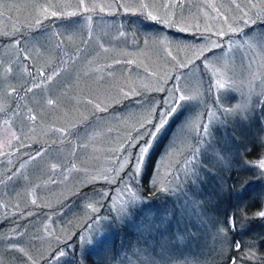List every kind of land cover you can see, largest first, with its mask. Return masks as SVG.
Wrapping results in <instances>:
<instances>
[{"label": "rangeland", "instance_id": "rangeland-1", "mask_svg": "<svg viewBox=\"0 0 264 264\" xmlns=\"http://www.w3.org/2000/svg\"><path fill=\"white\" fill-rule=\"evenodd\" d=\"M209 2L222 6L221 13L243 31L228 33L223 41L212 35L227 28L207 7ZM236 2L246 5L248 0ZM89 3L112 6L104 12L45 19L40 6L76 11L78 0H2L0 102L6 114L0 112V141L3 121L9 118L20 140L13 141L10 155L0 154V264H76L77 260L79 264H147L149 256L156 264H167V255L180 257L178 264H218L226 258L221 250L230 246L226 236L233 230L227 222L234 221L236 209L231 193L228 204L221 202L238 176L228 164L231 157L242 155L237 144L252 148L264 137V52L243 46L244 39L264 36V12L258 15L252 10L254 23L243 25L230 7L232 0ZM141 3L148 7L141 8ZM120 4L132 11L126 12ZM15 40L19 46L12 43ZM212 41L223 46L212 47ZM200 50L203 56L197 59ZM168 51L187 67L180 68ZM25 54L29 60L23 59ZM205 57L226 75L225 88L208 91L210 80H215L204 69ZM8 67L11 73L3 71ZM48 76L50 81L45 79ZM41 81L40 87L26 91ZM178 85L199 95L189 102L194 109L189 118L199 112L211 135L201 138L193 131L186 142L177 141L169 151L180 116L170 121L149 154L156 155V163L145 186L150 188L148 181L166 185L169 191L156 192L167 194L173 214L141 196L147 160L139 182L131 183L137 150L129 145L137 144L140 122L150 110L158 114ZM12 89L16 91L9 96ZM48 99L55 104L48 105ZM244 102L248 107L242 111ZM210 111L216 115L208 119ZM29 114L36 120H29ZM193 149H198V181L185 174L184 161ZM207 180L211 195L205 199L211 208L206 210L188 185L203 189ZM130 183L143 203L129 207L131 215L117 216L114 209L127 201L123 189ZM93 184L94 191L86 190ZM89 203H95L96 212L90 211ZM126 224L131 235L125 233ZM178 234L183 239L177 240ZM82 235L92 242L81 241ZM62 249L66 255L52 260ZM250 260L247 264H257L256 257Z\"/></svg>", "mask_w": 264, "mask_h": 264}, {"label": "snow or ice", "instance_id": "snow-or-ice-1", "mask_svg": "<svg viewBox=\"0 0 264 264\" xmlns=\"http://www.w3.org/2000/svg\"><path fill=\"white\" fill-rule=\"evenodd\" d=\"M112 5H104V4H97V3H89V0H78L77 4V10L76 11H64V10H53L51 6H40L38 11L45 19L48 17H60V16H76L78 14L82 15L83 13L93 12L99 9L100 12H104L106 8H111ZM0 7H3L2 0H0ZM120 8H123L126 12L132 11V9L126 7L124 4L119 5ZM141 8H147L148 5L141 3ZM207 7L212 9L213 12L216 13V19L222 20L223 25L226 26L227 32L225 31L224 27H221L218 31H213L212 35L219 36L220 40L223 41V37L228 34H236L238 32H242L243 29L236 25L233 22L229 21V17L225 14H222L220 11V7H218L215 3L209 2L207 4ZM231 8H234L239 13V19L242 22L243 25H248L250 22L254 23L252 20V17L250 15V12L252 10H256L257 14L259 15L261 12H264V0H258V2H253V0H248V3L246 5H242L240 3H237L236 0H232V4L230 5ZM247 9V10H246ZM149 17L152 20H157V17L155 15H152L151 13L148 14ZM87 19H91V17H87ZM39 23V20L37 21ZM76 23H79V21H76ZM164 23H168L167 21H164ZM180 31H184V29H179ZM211 31V30H209ZM7 34V33H6ZM250 34H245V36H249ZM14 45L19 46L20 41L15 40L12 42ZM212 47L220 48L222 47L221 42L212 41ZM230 43H235L234 41H231ZM243 46H246L248 48H255L258 49L261 52H264V36L252 38V39H244L243 40ZM209 51H211V48H209ZM168 55L172 57L173 60L176 61V64L180 68L187 67V64L182 63L181 61L177 60L175 56H172L171 51H168ZM200 56H203V50H200L199 55L197 56V59L200 58ZM24 60H29V55L25 54L23 57ZM130 62V61H129ZM204 69L208 71L212 78L215 80V83H212L210 80L208 91H212L213 89L219 90L223 89L226 86L227 83V77L226 75L222 74L218 69H216L210 60V58L205 57L202 61ZM251 63V62H250ZM5 73H11L13 69L11 67H8L7 69L3 70ZM39 75L41 77H44L45 74L43 72H40ZM180 75H177L175 77L176 82H179ZM46 80H51L52 77L48 76L45 78ZM41 82L35 83L34 85L28 87L26 89L27 92L33 91V87H40ZM16 90L12 89L8 92V95H12ZM124 95H129V93H124ZM199 95H192L190 94L183 86H176L171 93L170 100H165L164 107H162L161 111L158 114L153 115L151 113V110L149 111V116L145 118L144 121L140 122V135L136 138L137 144H130V147H136L137 155L135 157L134 161V167L130 174V181L131 183H138L139 177L142 172V168L145 164V161L148 160L149 163H151L149 159V154L153 150L154 146L156 145L158 138L161 136V134L165 131V129L169 126L170 121H172L175 118H178L180 116H183V119L180 120V123L178 124V131L175 133V136L173 140L171 141L169 145V151L174 149L176 147L177 141L180 142H186L187 136L190 135L193 131L195 132V135L197 137H207L211 135L209 123L205 122L201 119V116L199 112L195 113V116L193 118H189V114L194 111L193 108L189 106V102L193 100H198ZM48 105H54L55 101L53 99L47 100ZM100 111H103L104 109H101L99 105L96 106ZM248 107L247 102H244L242 105L241 110H246ZM223 111L229 112V109H224ZM0 112L5 111V107L2 102H0ZM15 115V113H14ZM216 113L209 112L207 114L208 119H211L214 117ZM28 119L31 121L36 120L35 115L29 114ZM11 118L5 119L3 121V138L2 141H0V154L2 155H10L11 150L13 149V141H19L20 137L17 135V131L13 130V127L10 123ZM147 125H151V127H147ZM57 132H61L63 134L62 129H56ZM139 131V129H138ZM140 140H143V143H139ZM23 146V145H21ZM259 148L264 150V137L260 138L259 141ZM253 151V148L249 147H243L241 149V154L246 158L251 152ZM198 149H193L189 156L185 158L184 164L186 166V175H192L195 180H199V174L197 171V165L195 161L198 159ZM167 155V153H165ZM37 156H39V153H37ZM219 159H223V157H218ZM32 159H36V157H32ZM245 167H256L258 168L259 175L264 176V151H262L261 155L256 160H247L245 159L244 162ZM57 166L55 164L52 165L53 170ZM121 168L124 167V164L120 165ZM155 170V169H153ZM169 175H172L171 172L168 173ZM12 177H9L11 179ZM130 184H125L123 191L127 193V201H122L120 203L119 207H116L114 210L117 213V216H122L125 214L131 215V213L128 212L129 207H135L137 202L143 203L142 198L137 194V192L133 189V187ZM150 184V191L151 192H167L169 191V188L166 185H163L159 183L158 181H148ZM104 198H108L107 193H103ZM35 203V201H33ZM113 203H116V201H113ZM91 212H96L97 207L95 203H89L87 206ZM255 215L259 218H264V208L258 210ZM167 219V214H165V217L162 218L161 222L163 223ZM96 221H94L95 223ZM228 228L234 230L236 225L234 221H229ZM221 232L226 231V229H220ZM81 241L84 243H91V239H89L87 236L82 235L79 237ZM177 240L183 239V234H178L176 236ZM231 247L234 249L235 252L241 251V243L238 241L233 240ZM16 250L23 252L22 248H17ZM25 255H27L25 253ZM66 252L65 250H60L59 252L55 253L51 259L52 260H59L61 257L65 256ZM254 254L251 252H247L244 254L243 259H254ZM29 260H32L31 256H28ZM180 257H173L172 255L166 256L167 264H173V261H175V264H178ZM242 258L239 256H229L227 258L226 264H240V260ZM32 264H35V261L32 262ZM147 264H156L155 260L149 256ZM187 264V262H185Z\"/></svg>", "mask_w": 264, "mask_h": 264}, {"label": "trees", "instance_id": "trees-1", "mask_svg": "<svg viewBox=\"0 0 264 264\" xmlns=\"http://www.w3.org/2000/svg\"><path fill=\"white\" fill-rule=\"evenodd\" d=\"M241 146L243 148L246 145L237 144L235 148L242 149ZM252 148L253 151L246 158L243 155L239 154L238 155L239 159L231 157L232 161L228 164L230 166H233L232 171H236L238 176L236 177L233 189L226 195L227 199L225 200L222 199L223 201L221 202L224 205L225 203L228 204L229 202L228 197H230L229 194L231 193L236 207L234 212V222L236 227L232 233H227L228 236L226 237H228L230 246H227L221 250L222 252L226 253V258L223 261L219 262L218 264H226L227 258L229 256L241 257L242 259L240 260V264L251 263L253 262L252 260L243 259L244 254L249 251L255 252L254 255L257 260L255 263L263 264L264 262V218H259L255 215V213L261 209L264 203V176L260 178L258 177L259 173L257 171H253L252 167L244 166L245 159L249 161L256 160L262 153L258 144H254ZM149 159L151 163H149L148 160L146 162L145 174L143 178L144 184L141 186L142 187L141 196L145 199H148L152 205L153 204L160 205L165 208V211L167 212L169 211L170 213L174 214L175 210L172 207L171 201L170 200L167 201L168 199V196H166L167 194L165 195L166 196L165 197L161 193L151 192L149 190L150 188L145 186V182L147 181L149 176L152 175L154 171L153 169L155 168L156 155L151 154L149 156ZM209 179L210 178H208V180ZM204 184L206 188L203 189H201V186H198V188L195 189L193 188V184H189L188 185L189 187L188 186L187 187L193 190V193L196 195L200 205H202V207H204L207 210V208L210 207L211 205H209V203L207 204L208 200L205 198L210 197L209 195H211V190L207 188L208 186H210L209 182ZM94 185L95 184L90 185L88 188H86V190L89 189V191H91L93 189L92 191H94L95 190ZM250 186L253 187L249 189ZM205 195L209 197H206ZM160 201L161 202L164 201V203H159ZM224 213H221L220 220H223ZM109 216L112 217V215ZM171 220L172 219H169L167 223L169 222L171 223L172 222ZM222 225H224V223ZM128 226L129 224L125 225L126 227L125 233L127 235L128 234L131 235L132 233L128 231ZM120 227H118L117 230L121 233L122 229ZM252 229H255V231L253 232ZM233 240L241 243L240 252H235L234 249L231 247ZM205 247H208L207 243ZM76 258L77 256H75V260ZM261 260L263 261L261 262ZM79 262L80 261L77 260L76 264H79Z\"/></svg>", "mask_w": 264, "mask_h": 264}]
</instances>
